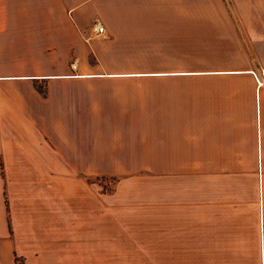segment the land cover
I'll use <instances>...</instances> for the list:
<instances>
[{
  "label": "crops",
  "instance_id": "crops-1",
  "mask_svg": "<svg viewBox=\"0 0 264 264\" xmlns=\"http://www.w3.org/2000/svg\"><path fill=\"white\" fill-rule=\"evenodd\" d=\"M26 8L0 18L31 56L0 64V264H264V0ZM133 47L171 61L101 59Z\"/></svg>",
  "mask_w": 264,
  "mask_h": 264
},
{
  "label": "rangeland",
  "instance_id": "rangeland-1",
  "mask_svg": "<svg viewBox=\"0 0 264 264\" xmlns=\"http://www.w3.org/2000/svg\"><path fill=\"white\" fill-rule=\"evenodd\" d=\"M31 3H33V0H0V18L2 16H9V14L14 15V17H19V15L22 16H29L31 13L29 9L26 7L29 6ZM6 6L8 8H6ZM95 22L102 23L98 18H93L87 25H84L81 27L80 33L81 38L83 39V42L87 45L91 43L92 40L96 39L99 40L98 47H105L104 39L106 38V33L98 34L95 33L92 30V26ZM103 24V23H102ZM104 25V24H103ZM32 26V25H30ZM7 27V25H3L0 23V31L3 32V28ZM19 25H16V28H18ZM33 27V26H32ZM29 51L30 49H24ZM23 50L16 48L13 50V54L11 55H0V64L1 61L3 62V58L6 59L9 63L17 65L25 64V59L30 60V55H25ZM7 52V51H6ZM123 52V51H122ZM91 61H95L98 59L96 58V55L91 52ZM154 50L150 53L146 48H136L133 47L130 50H126V53L123 55H117L114 57L107 56L106 54L101 55V59L104 63L107 64H116V65H125L128 64L131 66H137L138 62L139 64L145 67H153L155 63H164L171 61L170 58L164 54L162 55H154ZM100 57V56H99ZM141 61H138V60ZM169 59V60H168ZM157 61V62H156ZM23 62V63H22ZM72 67H75V60L71 62ZM126 66V65H125ZM41 85V84H39ZM131 169H121V168H95V169H89V168H83V169H73V168H67L66 169V175H82L83 177L87 178V180L93 179L99 183L98 190H110L115 182V178H117L120 175H124L128 173ZM102 188V189H100ZM104 246L105 243H99L100 246ZM116 248V247H115Z\"/></svg>",
  "mask_w": 264,
  "mask_h": 264
},
{
  "label": "built area",
  "instance_id": "built-area-1",
  "mask_svg": "<svg viewBox=\"0 0 264 264\" xmlns=\"http://www.w3.org/2000/svg\"><path fill=\"white\" fill-rule=\"evenodd\" d=\"M92 30L95 33L103 34L105 32V26L100 22H95L92 26Z\"/></svg>",
  "mask_w": 264,
  "mask_h": 264
},
{
  "label": "trees",
  "instance_id": "trees-1",
  "mask_svg": "<svg viewBox=\"0 0 264 264\" xmlns=\"http://www.w3.org/2000/svg\"><path fill=\"white\" fill-rule=\"evenodd\" d=\"M16 264H24L22 263L21 259H19L18 257L16 258Z\"/></svg>",
  "mask_w": 264,
  "mask_h": 264
}]
</instances>
